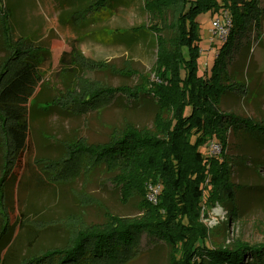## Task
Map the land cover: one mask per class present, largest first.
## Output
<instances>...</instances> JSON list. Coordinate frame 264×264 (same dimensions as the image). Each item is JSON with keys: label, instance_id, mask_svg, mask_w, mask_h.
<instances>
[{"label": "trees", "instance_id": "obj_1", "mask_svg": "<svg viewBox=\"0 0 264 264\" xmlns=\"http://www.w3.org/2000/svg\"><path fill=\"white\" fill-rule=\"evenodd\" d=\"M57 3L60 23L76 37L71 43L69 67L62 70L68 84L44 99L41 89L48 82L40 65L45 47L30 34H17L14 18L19 0H0L1 39L8 53L0 64V240L10 229L8 178L26 156L31 162L34 118L54 109L86 116L116 102L131 108L142 103L153 107L151 126L137 127L124 120L104 141H90L82 135L59 140L53 137L60 143L61 155L34 159L54 183L69 184L104 167L121 194L124 185L134 183V193L128 199L137 200L141 214L129 217L106 212L103 221L91 222L81 213L70 212L64 219L49 221L63 220L67 235L62 244L29 246L24 256L8 263L0 243V264H128L148 247L158 245L169 247L167 264H264V246L238 241L213 245L210 229L201 222L206 204L225 207L230 213L227 220L236 219L240 213V185L232 180L233 158L227 153L207 155L202 147L221 142L224 151L230 133L264 146V122L221 109L227 87L221 83L220 59H215L210 74L200 72L202 38L198 22L203 13L213 16L227 8L233 15L231 36L240 31L254 33L259 39L264 34V0ZM132 7L146 13V22L124 32L118 28L111 35L103 33L100 40L111 42L113 37L116 44L131 50L152 48L155 60L151 70L138 73L130 59L118 68L104 60L85 58L81 45L93 28L112 20L119 8ZM106 69L123 77L137 75L138 80L115 86L89 75ZM149 184L161 185L157 203L147 197ZM72 216L77 218L70 219Z\"/></svg>", "mask_w": 264, "mask_h": 264}, {"label": "rangeland", "instance_id": "obj_2", "mask_svg": "<svg viewBox=\"0 0 264 264\" xmlns=\"http://www.w3.org/2000/svg\"><path fill=\"white\" fill-rule=\"evenodd\" d=\"M19 2L20 6L14 18L15 29L17 34L34 36L45 47L41 53L40 68L48 83L41 91L44 99H50L68 84L62 70L69 67L67 62L72 50L71 43L76 36L71 29L60 23L57 0ZM139 8H119L112 20L94 27V32L81 45L85 58L104 60L118 68L130 59L132 67L138 73L149 72L155 60V51L152 48L135 47L131 50L116 44L113 37L111 42L100 40L103 33L111 35V31L118 28L124 32L125 28L145 23L147 15ZM224 10L233 19L227 8H222L213 16L211 12H207L198 17L202 38L200 72L206 70L210 74L218 57L221 83L227 87L222 95L221 109L264 122V34L256 39L254 33L238 31L233 36L229 33L226 40H212L211 20ZM1 17L0 12V64L8 54L2 45ZM89 75L115 86L123 82L134 84L138 80L137 75L123 77L107 69L92 71ZM145 105L148 104L131 108L116 102L99 113L93 112L86 116H72L54 109L34 118L31 129V162L27 160L29 156L22 159L7 181L10 229L0 243L8 263L24 256L29 246L39 248L62 244L67 235L66 229L61 225L63 220L59 223L49 221L64 219L70 212L81 213V217L91 222L103 221L106 212L129 217L141 214L137 200L128 199L134 193V183L122 187L124 196L109 180V174L104 167L97 168L91 174L81 176L69 184L54 183L41 171L34 159L56 158L61 155L60 143L52 139L53 137L59 140L82 135L90 141H104L109 137L112 128L122 125L124 120L131 121L137 127L151 126L154 109ZM246 139L230 133L226 140V150L222 151L221 142L215 147V151L209 145L202 147L207 155L221 156L227 153L233 158L232 180L240 185V213L236 219L227 220L229 211L218 204H206L203 208L201 222L210 229V243L213 245H228L238 241L264 246V146ZM2 154L0 147V175L3 167ZM1 216L2 214L0 228L3 224ZM72 218L77 217L72 216L70 219ZM169 252V247L164 245H158L157 248L150 246L128 264H167Z\"/></svg>", "mask_w": 264, "mask_h": 264}, {"label": "built area", "instance_id": "obj_3", "mask_svg": "<svg viewBox=\"0 0 264 264\" xmlns=\"http://www.w3.org/2000/svg\"><path fill=\"white\" fill-rule=\"evenodd\" d=\"M232 28V17L231 14L224 10L220 12L219 14L215 15L211 20V27L210 32L212 34V40L214 38L226 40L228 34L230 33ZM218 144L213 143L211 144V147L215 151ZM161 189V185L159 184H149L148 186V193L147 197L149 201L153 203H157L158 201V194Z\"/></svg>", "mask_w": 264, "mask_h": 264}]
</instances>
